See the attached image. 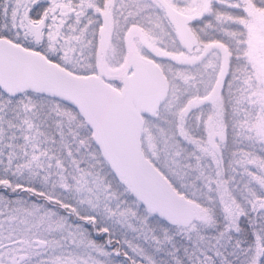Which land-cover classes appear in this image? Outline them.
<instances>
[{
    "label": "snow or ice",
    "instance_id": "6c2138e0",
    "mask_svg": "<svg viewBox=\"0 0 264 264\" xmlns=\"http://www.w3.org/2000/svg\"><path fill=\"white\" fill-rule=\"evenodd\" d=\"M0 264H264V0H0Z\"/></svg>",
    "mask_w": 264,
    "mask_h": 264
}]
</instances>
